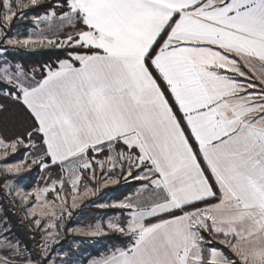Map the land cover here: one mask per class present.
Listing matches in <instances>:
<instances>
[{"label": "snow or ice", "instance_id": "snow-or-ice-1", "mask_svg": "<svg viewBox=\"0 0 264 264\" xmlns=\"http://www.w3.org/2000/svg\"><path fill=\"white\" fill-rule=\"evenodd\" d=\"M102 238L264 264V0H0V264Z\"/></svg>", "mask_w": 264, "mask_h": 264}, {"label": "rangeland", "instance_id": "rangeland-1", "mask_svg": "<svg viewBox=\"0 0 264 264\" xmlns=\"http://www.w3.org/2000/svg\"><path fill=\"white\" fill-rule=\"evenodd\" d=\"M120 190H117V193ZM84 211L86 215L80 218L81 221L84 223L90 221L93 217H101L103 215L102 210H97L95 208L85 209ZM103 245L104 243L102 239H100L99 242L90 241V242L82 243L80 244V251H78L76 254L80 259L86 258V261H87V259L90 258L89 257L90 253L94 250H100Z\"/></svg>", "mask_w": 264, "mask_h": 264}, {"label": "trees", "instance_id": "trees-1", "mask_svg": "<svg viewBox=\"0 0 264 264\" xmlns=\"http://www.w3.org/2000/svg\"><path fill=\"white\" fill-rule=\"evenodd\" d=\"M25 59H27V57H25ZM28 62H29V63H35L36 61H35V60H28ZM122 190H123V189H121L120 191H122ZM117 194H118V193H117ZM102 240H103L104 245L101 247V249H100V250H94V251H92V252L90 253L89 257H93V256L98 255L99 252H101L102 250H104V247H105V244H106V243H111L110 240H106V239H103V238H102ZM82 260L84 261V264H85L86 258H84V259H82Z\"/></svg>", "mask_w": 264, "mask_h": 264}, {"label": "crops", "instance_id": "crops-1", "mask_svg": "<svg viewBox=\"0 0 264 264\" xmlns=\"http://www.w3.org/2000/svg\"><path fill=\"white\" fill-rule=\"evenodd\" d=\"M91 258V257H90ZM89 259V258H88ZM85 264H87V261H86V263Z\"/></svg>", "mask_w": 264, "mask_h": 264}]
</instances>
